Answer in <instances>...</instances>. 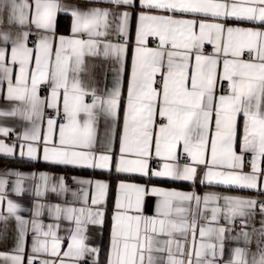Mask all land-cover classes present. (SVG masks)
Segmentation results:
<instances>
[{
	"label": "snow or ice",
	"instance_id": "6c2138e0",
	"mask_svg": "<svg viewBox=\"0 0 264 264\" xmlns=\"http://www.w3.org/2000/svg\"><path fill=\"white\" fill-rule=\"evenodd\" d=\"M87 2L110 7L34 0L33 8L30 0H0V81L7 82L3 99L8 102V107L0 108V120L19 118L27 124L11 144L0 139V155L14 157L18 144L19 156L30 161L99 170H111L114 163L120 174L199 180L202 185L264 192V0H136L139 7L133 6L134 0ZM58 11L71 16L68 36H56ZM133 17L136 47L121 124L125 54ZM229 18L237 23L259 22L260 27L228 25ZM33 27L38 35L30 41ZM149 37L158 38L156 48L147 46ZM205 41L213 45L208 55L203 53ZM245 52L248 59L243 58ZM86 57L111 63L110 87L97 89L81 79L96 67L88 65ZM221 59L223 71L218 74ZM13 65H18L15 72ZM157 74L162 77L160 84ZM218 80L228 82V91L216 98ZM42 85L49 88L46 97L39 94ZM46 108L56 115H48L47 127L42 129ZM239 115L244 129L237 152ZM14 132V127L0 123V136L8 138ZM117 138L118 154L113 151ZM181 146L184 162L178 153ZM153 159L158 161L156 168ZM9 177H15L11 191L16 195L25 191L26 179L35 181L37 199L31 219L21 216V205L7 197ZM72 179L81 185L72 192L83 202L79 208L40 202L48 192L69 191L63 175L54 178L48 172L14 169L0 173V201H6L0 211L2 232L6 234L10 219L16 232L11 252H0L4 264H24L29 228L33 238L27 264L37 260L78 264L89 256L96 264L100 249L86 242V232L88 225L104 223L101 205L109 184ZM149 196L156 198L151 216L143 212ZM45 207L56 221L74 223L62 253L59 224L45 226L39 219ZM228 240L237 244L223 264H264V200L118 184L107 264H220ZM253 242L254 251L249 248ZM44 255L53 259L41 258Z\"/></svg>",
	"mask_w": 264,
	"mask_h": 264
},
{
	"label": "crops",
	"instance_id": "0c3cea01",
	"mask_svg": "<svg viewBox=\"0 0 264 264\" xmlns=\"http://www.w3.org/2000/svg\"><path fill=\"white\" fill-rule=\"evenodd\" d=\"M62 4L65 5H77L80 8H88L90 6H98V7H110L109 4L106 3H98L95 5H90L87 0H60ZM30 3L33 4L34 8V0H30ZM134 7H139L136 0H134ZM191 18V17H188ZM226 23L232 26H240V27H260L259 22H241L237 23L234 18H229ZM71 30V16L69 14H65L64 12L58 11L57 12V26L55 29L56 36L59 37L60 35L68 36L70 35ZM31 32L34 34V40L37 38V31L33 27ZM114 39V38H113ZM33 40V41H34ZM128 48L125 54V75L123 78L122 84V104L119 111V123L122 124L123 119V110L124 105L126 104L127 98V79L128 75L131 71V62L132 56L134 54V48L136 47V21L135 17H133L129 22V29H128V37H127ZM159 43L158 38L149 37L147 46L149 48H156ZM29 47H33V44L29 43ZM210 47V52H205L204 48ZM203 48V53L208 55L213 51V45L205 41ZM9 54H10V47H9ZM244 58V57H243ZM246 59V58H244ZM194 56L192 58V63H194ZM86 63L88 65H96L94 69H92L90 75H82L81 79L86 84H91L92 86L96 87L97 89H103L106 86L110 87L112 83V72L109 70L111 68V63L109 61H105L103 58H93V57H86ZM34 66V65H33ZM14 72L18 70V65H13ZM218 74L222 73L223 71V64L222 59L218 61L217 67ZM159 76V80L157 84L162 83V77ZM227 82L226 80H218L216 87H215V97L218 98L220 95L227 94V91L223 89V83ZM228 84V82H227ZM156 86V85H154ZM7 91V82L0 81V108L8 107V102L3 99L4 95H6ZM39 94L41 97H46L49 94V88L47 87L46 91L39 90ZM86 102H91V97H85ZM58 107L62 112L63 102H62V94L60 100L58 101ZM47 109V108H46ZM45 109V111H46ZM157 125L159 123L160 118L157 116ZM47 115L41 121L42 129L47 127ZM0 123L9 125L14 127L15 132L10 135L8 138H4L0 136V139H6V142L11 144L13 140L16 139L15 133H19L23 130L24 127L27 126L26 122L19 119V118H8L0 120ZM102 127V122H101ZM243 129H244V118L242 115L238 116V135L236 141V150L239 152V144L240 140L243 137ZM58 136V131H57ZM113 151L115 153H119V140L118 138L113 142ZM178 153L181 156L183 153L182 146L178 148ZM246 159H250V154L246 157ZM154 160V159H153ZM152 162V161H151ZM264 161H262V164ZM6 169H14L19 170L24 173H39V172H48L54 178L63 175L66 178V185L69 191L57 194L48 192L46 195L40 199V202L47 205V204H59L61 206H72V207H82L83 202L77 200L72 196L73 191H78L81 188V185L75 183L72 177H77L79 179L84 180H101L105 181L109 184V190L105 198V202L101 205L105 212L104 223L102 226H87L86 235L88 237L87 243L90 246H94L100 249L99 253L97 254L96 264H107V257L110 250V243H111V227H112V216L114 213L115 201L117 197V190L118 184L123 181L126 183H136V184H146L149 187L155 185L158 187L168 188V189H176L180 191H195L198 194H203L205 192H218L222 194H230V195H238L243 197H258L261 200H264V192L259 190H245V189H235V188H228L226 186L220 185H202L199 183V180L193 182H185V181H171L167 179L161 178H151L148 177H141L138 174H120L115 171V164L113 163L111 170H99V169H91V168H80V167H72V166H62V165H52L49 162H45L42 159L38 161H30L27 157L21 158L19 156V145L17 144L16 154L14 157L5 158L4 156L0 155V173H2ZM245 171H248V168L245 167ZM15 177H9V183L6 185V195L9 199H12L14 202L21 205L20 215L26 218L31 219V209L33 206V202L37 199L34 195L33 185L35 181L32 179H26L24 182L25 191L22 192L20 195H16L14 192L11 191L12 188V181ZM83 187L89 188V192H91V188L88 185H84ZM155 197H147L146 203L143 208V212L145 215L151 216L154 214V205H155ZM90 203V200L88 201ZM6 208V201H0V211H4ZM39 219L43 222L45 226L49 224H59V228L57 229V234L62 237L61 241V253L68 248V237L70 235L69 229L74 227V223L69 222L63 218L59 221H56L52 217L49 216L47 207L42 209L41 216ZM260 220V215L257 213L255 217L256 226L259 227L258 221ZM201 224L204 223L203 220L200 221ZM223 223V220H221ZM237 230L239 221L237 220ZM3 225L0 224V252H11L15 245V221L14 219H10L8 221V227L6 234L2 232ZM32 238L33 232L31 228H29L28 232L25 235V260L24 264H27V255L31 253L32 247ZM197 239H199V235L197 232ZM236 241H225V250L224 254L219 258L220 264H223V261L229 259L230 256V249L236 246ZM240 246H243V242H240ZM255 242L249 245L251 250H255ZM41 258L44 259H53V257L44 255ZM185 260H187V256L185 255ZM92 264V257H87L85 260H81ZM78 264H80V262ZM0 264H4V261L0 260Z\"/></svg>",
	"mask_w": 264,
	"mask_h": 264
},
{
	"label": "built area",
	"instance_id": "2783aa9c",
	"mask_svg": "<svg viewBox=\"0 0 264 264\" xmlns=\"http://www.w3.org/2000/svg\"><path fill=\"white\" fill-rule=\"evenodd\" d=\"M29 39H30V41H33V40H34V34H33V32H32V35L30 36ZM31 44H32V43H31ZM204 51H205V52H210V51H211V48H210V47H205V48H204ZM243 57L246 58V59L249 58L247 52H245V53L243 54ZM156 79H157V82H158V80H159V76H158ZM40 89H42V91H46V90H47V87L44 86V85H42V86L40 87ZM223 89H224L225 91H227V89H228V84H227V82H224V83H223ZM45 112H46V115H47V116H48V115H56V112H55L54 109H46ZM180 158H181V162H184L185 157H184V154H183V153H181ZM151 165H152L153 168H156V167L158 166V161H157L156 159L152 160ZM262 166H264V163L262 164ZM260 200H261V199H260ZM35 264H39V260H37V261L35 262ZM80 264H89V263H88V262H85V261H81Z\"/></svg>",
	"mask_w": 264,
	"mask_h": 264
}]
</instances>
